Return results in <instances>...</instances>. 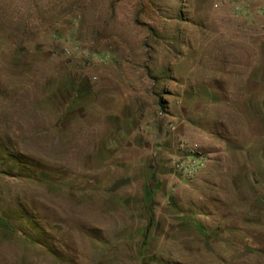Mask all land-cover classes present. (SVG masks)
<instances>
[{
	"label": "rangeland",
	"instance_id": "obj_1",
	"mask_svg": "<svg viewBox=\"0 0 264 264\" xmlns=\"http://www.w3.org/2000/svg\"><path fill=\"white\" fill-rule=\"evenodd\" d=\"M0 264H264V0H0Z\"/></svg>",
	"mask_w": 264,
	"mask_h": 264
},
{
	"label": "built area",
	"instance_id": "obj_2",
	"mask_svg": "<svg viewBox=\"0 0 264 264\" xmlns=\"http://www.w3.org/2000/svg\"><path fill=\"white\" fill-rule=\"evenodd\" d=\"M197 146H195L196 148ZM188 162H182V161H177L175 164V167L177 168L178 171H181L183 174L186 175H192L196 173L199 169L204 167V161L202 156L192 155Z\"/></svg>",
	"mask_w": 264,
	"mask_h": 264
}]
</instances>
